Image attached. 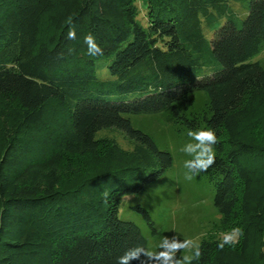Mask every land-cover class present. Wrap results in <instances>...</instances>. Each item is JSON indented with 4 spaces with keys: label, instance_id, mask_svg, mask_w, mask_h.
<instances>
[{
    "label": "trees",
    "instance_id": "16d2710c",
    "mask_svg": "<svg viewBox=\"0 0 264 264\" xmlns=\"http://www.w3.org/2000/svg\"><path fill=\"white\" fill-rule=\"evenodd\" d=\"M139 1L143 14L136 0H0V264H116L145 248L118 205L171 156L125 116L141 113L216 132L203 174L219 218L192 264H264V69L250 61L264 0ZM105 127L132 148L95 137ZM235 227L239 243L218 249Z\"/></svg>",
    "mask_w": 264,
    "mask_h": 264
},
{
    "label": "rangeland",
    "instance_id": "374dc122",
    "mask_svg": "<svg viewBox=\"0 0 264 264\" xmlns=\"http://www.w3.org/2000/svg\"><path fill=\"white\" fill-rule=\"evenodd\" d=\"M140 13L144 8L136 0ZM237 8L236 5L233 6ZM259 61L264 69V47L250 61ZM105 76V72H100ZM129 93L127 97L135 96ZM133 128L148 134L158 149L167 150L171 156V165L155 180L146 184L138 193L121 197L117 216L132 222L145 239V249L158 252V244L163 237L195 239L199 242L219 218L212 200L213 185L205 174L201 173L192 180L185 179L184 161L192 159L181 149L187 143H194L185 131H176L163 113L127 114ZM95 137H110L125 149L132 148V142L114 127H105L95 132ZM139 205L149 215L147 221L135 207ZM226 233V232H224ZM222 233L219 234V237ZM185 253H177L182 257ZM144 259L143 256L140 258ZM135 264H140L137 260Z\"/></svg>",
    "mask_w": 264,
    "mask_h": 264
},
{
    "label": "clouds",
    "instance_id": "9594fccd",
    "mask_svg": "<svg viewBox=\"0 0 264 264\" xmlns=\"http://www.w3.org/2000/svg\"><path fill=\"white\" fill-rule=\"evenodd\" d=\"M67 39L75 40L76 32L74 26L67 32ZM87 45L88 54L91 56L103 55V49L97 44L96 38L89 33L84 38ZM194 143H187L181 151L192 159L184 161L185 179L192 180L195 176L207 172L215 163L216 152L215 145L218 138L215 130L208 128L207 130H189L187 133ZM107 196V193L104 194ZM244 232L240 227L232 228L229 232L222 233L221 240L217 243V247L223 250L225 246L234 247L243 237ZM161 249L153 252L137 245L127 250L122 256L117 258L116 264H129L131 260H138L140 264H192L193 260L202 256L200 243L195 239L180 240L176 235L171 238L163 237L158 244ZM184 252L182 257H178L177 253ZM141 256L144 257L141 260Z\"/></svg>",
    "mask_w": 264,
    "mask_h": 264
}]
</instances>
